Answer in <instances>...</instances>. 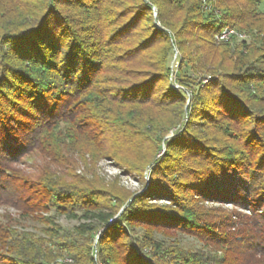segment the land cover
<instances>
[{
  "label": "trees",
  "instance_id": "obj_1",
  "mask_svg": "<svg viewBox=\"0 0 264 264\" xmlns=\"http://www.w3.org/2000/svg\"><path fill=\"white\" fill-rule=\"evenodd\" d=\"M206 1L208 5L203 0H141V9L151 19L156 8L159 29L154 19L149 20L151 26H140L136 20L141 15L117 27L120 17L112 0H0L2 198L44 224L40 234L0 228L4 251L0 264H61L55 260L62 251L72 258L62 264H207L206 260L208 264H236V258L244 256L242 264H264V0ZM122 4L121 13L127 10L124 17L131 7ZM180 16L183 22L175 30ZM226 27L247 37L233 36L218 43L216 35ZM124 30L128 34L118 37ZM136 45L137 59L129 54ZM154 46L156 51H148ZM193 46L196 51L223 47L222 54L232 53L228 60L232 68L217 66L213 72L204 68L203 76L211 75V80L202 85L197 73L204 67L203 59L192 57L194 51L189 48ZM133 65L155 71L141 69L140 75L149 76L139 83L110 76L117 72L130 76ZM160 81L165 83L164 91L157 97ZM164 97L168 99L162 101ZM173 103L181 106L172 124L174 135L164 138L169 128L159 114L168 112ZM134 105L141 108V124L133 121L132 116H137L136 107L131 110ZM196 117L202 121H195ZM198 127L201 137L194 139L191 129ZM133 128L155 139L158 152L144 167L152 170V185L118 214L110 195L105 203L97 202L101 193L74 185L71 157L77 149L74 146L82 141L97 149L91 153L111 154L106 145L114 136L131 143L128 130ZM187 137L194 153L183 179L172 184L173 201L177 203L178 187L212 201L233 202L248 213H222L213 220L206 218L207 212L182 203L178 210L153 211L137 202L156 196L164 184L157 179L165 161L157 157L162 141L172 158L171 150L190 147ZM33 151L51 158L61 170L23 179L11 165ZM119 158L132 168L143 159ZM10 182L17 184L15 189H7ZM50 210L85 221L52 228L51 218L36 215ZM177 219L183 231L214 243L225 255L204 260V255L196 254L183 261L166 257L169 251L146 253V244L132 228L134 222L154 225L157 220L168 226ZM226 224L233 231H225Z\"/></svg>",
  "mask_w": 264,
  "mask_h": 264
},
{
  "label": "rangeland",
  "instance_id": "obj_2",
  "mask_svg": "<svg viewBox=\"0 0 264 264\" xmlns=\"http://www.w3.org/2000/svg\"><path fill=\"white\" fill-rule=\"evenodd\" d=\"M114 4H116L113 9H117V16H119V24L117 27L123 25L128 21V19L132 17H137L139 15V18L136 20V22L139 23L140 26L147 25L148 27L151 26V15L146 14L143 9L140 7V1L141 0H112ZM121 1V2H120ZM122 2H126L131 8L129 14L127 16H122L123 13H125L127 10H123L121 13V10L123 9ZM205 4L208 5V1L203 0ZM118 4V6H117ZM210 7V6H209ZM264 7V6H263ZM219 14L221 15V12L219 11ZM157 12L155 8V12L153 13L154 22L158 26L159 29H162V26L160 25L159 20L157 19ZM151 19V20H152ZM180 21V22H179ZM176 28L172 27L171 29H179L181 26V23L183 22L182 16H180ZM133 25H135V23ZM129 30V29H128ZM148 33V32H147ZM140 36V39L145 38L144 35ZM128 31H121L118 32V37H121L123 35H127ZM233 36H237L238 38H246V34L239 32L237 29H234L232 27H226L222 30V32L218 35H216V41L218 43H223L226 41H229ZM187 39L183 38V45H187ZM221 46V45H220ZM138 45L133 46L131 50L133 52H130L129 54L133 55L135 59H137V50ZM154 48L148 50V51H156ZM193 47L189 48V51H194L192 54V57H195L196 59L202 58L203 68H200V73H197V81L200 82L202 85L207 84L211 80V75H208L204 77V68L205 71H208V69L211 68L210 71H215L214 68L219 66L222 67L223 70H230L232 68V63H230L229 58L232 57V53L222 54L223 47L222 48H214V50L206 51V50H198ZM162 46L160 47L159 51H161ZM230 50V49H229ZM231 51H234V48L231 49ZM177 51L175 53V58L177 57ZM263 51L261 52V54ZM230 54V55H229ZM142 56V54H141ZM140 56V57H141ZM228 56V57H227ZM222 57H224L222 59ZM226 58V60H225ZM150 59H145V61ZM227 61V62H226ZM176 63V62H174ZM213 65V66H212ZM178 66V65H177ZM262 67H264V62L261 64ZM176 67V66H175ZM125 69V68H123ZM151 70L149 67L144 66L141 68L140 66H132V71L130 70V76L122 73H114L110 74L112 78L120 81L124 80L126 82H133L136 83L138 81H144L146 77H148V74H139L142 70ZM213 69V70H212ZM129 71V70H127ZM155 71V70H151ZM139 83V82H138ZM176 87H180L178 83H175ZM110 85L123 87V85L120 82H111ZM164 81H160L157 84L158 90H156V96L161 95L163 93L164 88ZM174 85V84H172ZM183 87V86H181ZM190 93V92H189ZM158 97V96H157ZM165 98V97H164ZM162 98L161 100L164 101L168 98ZM136 106H131V110H134ZM180 105L179 104H171L168 106V112H164L161 115L159 114V119L161 117V122H165L166 126L169 128L168 133L169 135L165 136L172 137L174 135L173 133V123L177 121L178 114L180 111ZM127 108H130L127 106ZM140 106L136 107V111L134 113L137 114V116L134 118L137 124H141L139 121V112ZM264 112V111H263ZM260 114V113H258ZM134 121V122H135ZM195 121H202L201 117H196ZM159 122V121H156ZM264 125V124H263ZM242 129L245 128V126H241ZM151 129H154V127L151 126ZM191 137L194 139H197V137H201L199 134V131H202L200 127H198L196 130L191 129ZM135 128L129 129L128 132L131 135L130 138L132 139V142L125 143L121 139L115 138L112 139L107 146V148L112 151L111 154H103L90 151H97L95 147L92 146V144L88 142H79L74 146V148H77L74 150V153L72 154V166L74 175V185H78L79 187L83 189H87L88 191H94L101 193V197L96 198L97 202L105 203V201L108 200V195H110L111 199L115 202V207L119 208V213H122L124 209L127 206V202L129 200H133L135 196H138L140 193L147 191V189L152 185V176L151 171L144 168L147 164L148 160L152 159L154 154L158 152L157 149V141L155 139H149L144 133L141 132H134ZM128 134V133H127ZM156 138V137H155ZM189 139V140H188ZM187 140L189 141V148H182L180 149H174L172 151V158L167 155L168 147L165 145V140L162 141L163 143V149L162 151L157 155L158 158H164L162 164L159 166L158 171L161 172L160 176L157 177L158 180L161 181L160 188L157 192L156 196H144V198L141 199V201H137L141 204V206H145L148 209H153V211H157L158 209H164V210H178L180 206L178 203H182V205H188L192 209L200 212H207L209 216H206V218L210 219H216L217 217H220L222 213H228L233 214V212H242V213H248L246 209H242L239 206H237L235 203L230 201H212L209 200L207 197L195 194L192 190H180L178 187L176 188L175 194L177 195V203H175V197L172 198L171 193L169 195V192L172 188V184L180 181L183 179V172L185 174V166H187L189 161V157L192 156L194 153V148L190 145L192 143L191 138L187 137ZM202 148V147H201ZM200 149V147H199ZM156 151V152H155ZM145 154V155H144ZM125 156L129 161L130 160H137L143 157L141 161H135L133 163L132 167H129L131 164H126V162H123L119 157ZM160 158V159H161ZM171 158V159H170ZM137 163V164H136ZM136 166V167H135ZM148 166V165H147ZM11 168L16 171L17 174L21 175L23 179L33 180L36 179L37 176H40L41 174H47L50 175L52 171L59 172L61 168L51 160V158L47 156H43L38 151H33L18 161L17 163H13L11 165ZM179 172V170H181ZM49 173H48V172ZM156 171V174L157 172ZM180 173V174H179ZM176 175L178 176L176 178ZM2 182H4L5 177H2ZM176 179V180H175ZM70 181H73L72 179H69ZM174 180V181H173ZM160 183V182H159ZM159 183H153V185H159ZM3 184V183H2ZM17 184L14 182H10L7 186V189H15ZM2 186V185H1ZM170 187V188H169ZM4 192V188L2 189L0 187V228H6V229H12L16 230L18 232H32V233H38L40 234V228L44 226V224L39 223L36 220H33L29 218L28 216H25L22 214V212L16 208L15 206L6 203L4 198H2V193ZM139 197V196H138ZM171 197V198H170ZM194 198V200H193ZM110 200V198H109ZM139 200V198H138ZM143 206V207H144ZM198 209V210H197ZM37 216H43V217H49L52 219L51 224L52 228H56L57 226L61 225L65 228L72 227L75 225H79L80 223H83L85 220H81L78 217L69 218L65 215L56 214L54 211L49 212H40L36 213ZM235 216H233V219ZM163 219V218H162ZM165 220H168L165 219ZM181 219L172 220L174 223L172 225L165 226L164 222L157 221V224L149 225L144 223H135L133 224L132 228L134 229L135 235H137L142 241V243L146 244L145 252L151 255H154L155 253H159L158 251L164 250V252H168L166 257H173V258H179L184 261V258L189 256V258H192L196 254H202L204 255V260L215 259V255H218L219 257H222L225 255V251L220 249L218 246H216L214 243H208L207 241L201 240L199 237L192 235L190 233H187L182 230V225H179ZM227 225V224H226ZM225 225V226H226ZM178 227V228H176ZM228 227V225L226 226ZM102 230L105 228H101ZM228 228H225V231H228ZM231 229V230H230ZM230 231H233V228H230ZM151 242L155 243L151 244ZM57 251V250H56ZM171 251V252H170ZM0 252H4L1 249L0 246ZM62 256L58 257L55 262L57 263H66V262H72V258L68 255L66 251H62ZM217 257V256H216ZM247 258L244 256L242 258H236V264H242L243 260H246ZM207 264L209 261H207Z\"/></svg>",
  "mask_w": 264,
  "mask_h": 264
},
{
  "label": "built area",
  "instance_id": "obj_3",
  "mask_svg": "<svg viewBox=\"0 0 264 264\" xmlns=\"http://www.w3.org/2000/svg\"><path fill=\"white\" fill-rule=\"evenodd\" d=\"M177 65H178V63H177V62L173 64V66H174V67H175V66L177 67Z\"/></svg>",
  "mask_w": 264,
  "mask_h": 264
}]
</instances>
